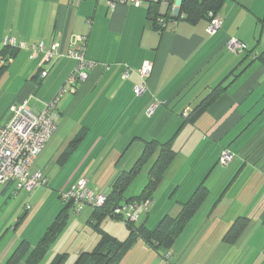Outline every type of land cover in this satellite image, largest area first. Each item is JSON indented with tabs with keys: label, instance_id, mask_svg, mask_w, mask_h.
I'll return each mask as SVG.
<instances>
[{
	"label": "crops",
	"instance_id": "crops-1",
	"mask_svg": "<svg viewBox=\"0 0 264 264\" xmlns=\"http://www.w3.org/2000/svg\"><path fill=\"white\" fill-rule=\"evenodd\" d=\"M146 11L145 6L110 8L102 0H0V52L10 38L28 47L58 48L57 55L39 52L35 58L29 50L16 49L0 73V127L11 106L26 101L33 113L41 112L67 87L75 67L67 53L76 37L86 38L85 59L95 64L75 92L58 99L57 129L30 167L46 184L31 192L0 186V264H27V255L64 206L58 202L61 193L79 178L94 193L107 195L146 142L171 139L175 157L136 225L153 229L163 217H176L201 184L206 197L169 254L159 257L140 239L133 246L151 257L150 264H264V0H226L217 15L221 27L212 36L205 20H178L154 30ZM230 39L239 41L241 49L230 52ZM145 61L152 63V72L145 92L136 96L137 71ZM43 70L47 76L42 79ZM218 85L223 88L218 98L193 123H184V115ZM179 142L182 149L176 147ZM223 151L233 154L226 169L218 166ZM155 155L134 176L123 199L144 189ZM137 181L143 185L131 194ZM48 199L54 202L53 221L33 231L31 241L21 226L28 211L35 210L31 219L37 218ZM3 208L11 209L6 216ZM84 212L76 221L87 215L89 222L93 210ZM240 218H246V226L234 243H226L225 235ZM73 220L37 264H51L60 254H65L62 264L75 262L96 246L98 235L88 225L92 235L72 242L73 254L67 245L57 248L60 236L78 226ZM100 227L119 241L129 234L124 223L109 218ZM22 241L28 244L26 251L10 262ZM221 248L214 262L210 254Z\"/></svg>",
	"mask_w": 264,
	"mask_h": 264
},
{
	"label": "trees",
	"instance_id": "trees-1",
	"mask_svg": "<svg viewBox=\"0 0 264 264\" xmlns=\"http://www.w3.org/2000/svg\"><path fill=\"white\" fill-rule=\"evenodd\" d=\"M225 1L226 0H180L178 17L170 18V16L166 15L165 18L167 21L172 23L178 20H182L190 24H195L201 20L208 22L212 16L218 15ZM145 7L147 9L146 19L149 26L154 30H162L163 27H161L158 23V5L149 4ZM15 54V48L4 46L0 52V58L3 59V64L0 65V73L6 69L8 60L13 58ZM222 91L223 88L221 85L214 87L192 110L189 116L187 114L184 115L186 118L184 123H193L218 98ZM77 141V139L73 140L69 146V151H72V147H74ZM171 143L172 139L163 144H160L155 140L146 142L143 147L142 154L137 159L133 167L129 171L123 172L118 176L112 185L110 193L104 195V205L94 208L91 217L89 218V225L98 235V243L91 251L81 252L77 256L74 264H117L138 239L148 245V247L151 248L159 257L164 254H168L177 236L189 222L197 208L206 197V188L202 184L196 188L189 201L181 206V210L176 217H163L153 229H149L144 225L137 226L136 223L139 219L135 223H129L124 221V219L115 218L113 216V209L124 204L143 203L151 199V196L161 183L165 171L175 157V152L172 149ZM153 155H155L156 159L150 168L148 182L144 189L134 198L123 199V193L130 185L134 176ZM63 203L64 206L56 216L53 223L47 229L46 233L36 247L27 255V264H37L45 256L52 243H54L57 236L74 215L73 203H65L64 201ZM108 218L122 222L127 227L129 234L124 241L115 239L101 229V223ZM246 224V218L236 220L228 233L225 235V242L229 244L234 243ZM27 247L28 244L25 241H22L12 254L10 262L15 263L19 260V258L26 251ZM64 259L65 254H60L54 258L51 264H62Z\"/></svg>",
	"mask_w": 264,
	"mask_h": 264
},
{
	"label": "built area",
	"instance_id": "built-area-1",
	"mask_svg": "<svg viewBox=\"0 0 264 264\" xmlns=\"http://www.w3.org/2000/svg\"><path fill=\"white\" fill-rule=\"evenodd\" d=\"M102 1L110 8H114L116 5H132L134 7L147 6L149 4L158 5V23L163 28L168 23H172L166 20V15L170 16V18H175L176 10L179 8L178 3L174 2V0ZM220 27V18L212 16L207 22L206 31L212 36ZM86 45V38L81 36L76 37L74 48L67 53V57L75 62V67L66 82L67 87L60 90L57 96L46 104L41 112L33 113L28 108L26 101L11 106L7 122L0 127V186L13 184L17 191L31 192L46 184L42 174L39 172L32 173L30 167L57 129L56 104L58 99L65 92H75L77 84L84 82L88 76V72L95 66V64L85 59ZM3 46L29 50L31 58H35L39 52L44 53L47 57L58 54V48L55 44L51 45L48 49H45L42 44L28 47L25 43L17 42L15 39L10 38L3 42ZM226 47L230 52H236L241 49V44L235 39H230L226 43ZM2 61L3 59L0 58V65L3 64ZM151 72L152 63L148 61L143 62L137 71L140 83L134 88L136 96H141L145 92L147 80ZM127 74L128 71L126 70L124 77ZM46 76L47 71L43 70L40 73V78L43 79ZM232 158L233 155L230 152L223 151L219 162L226 165ZM61 199L65 203H73V214L79 213L85 206L98 208L103 206L105 202L104 195H95L87 188L85 179L80 180L67 194H62ZM149 205V200L143 203L124 204L113 209V216L124 219V221L129 223H135L141 214L148 210ZM26 209L28 210V207Z\"/></svg>",
	"mask_w": 264,
	"mask_h": 264
},
{
	"label": "rangeland",
	"instance_id": "rangeland-1",
	"mask_svg": "<svg viewBox=\"0 0 264 264\" xmlns=\"http://www.w3.org/2000/svg\"><path fill=\"white\" fill-rule=\"evenodd\" d=\"M180 0H174V2H179ZM170 24V23H169ZM176 147H179L180 149H182V146L180 145V142L178 143V145L176 146ZM231 155H233V154H231ZM233 161V158H232V160L228 163V164H222V163H218V166H219V168H221V169H226L228 166H229V164L231 163ZM82 179H84V178H79L74 184H73V186L70 188V190L80 181V180H82ZM87 182V181H86ZM143 184L139 181H137L135 184H133V187L131 188V190H132V192H131V194H137L138 192L137 191H135V189L136 190H139V188L142 186ZM46 187V186H45ZM87 188L93 193V194H95V195H104V194H97V193H94L89 187H88V182H87ZM134 188V189H133ZM138 188V189H137ZM69 190V191H70ZM69 191H66V192H62L61 193V195L62 194H67ZM33 194H35V193H33ZM42 199H46V198H44V197H42ZM29 200V199H28ZM58 200V199H57ZM58 202H60V204H64L63 203V200L61 199V201L60 200H58ZM29 204H31L30 202H29ZM53 207H54V202H53V200H45V202H44V206H43V208H42V210H41V212H40V214L38 215V217L37 218H35V219H31V216L35 213V210H34V212L32 211V210H30V211H28V213H27V215L29 216L28 217V219L23 223V225L21 226L22 228H21V231H23V230H25L26 229V232L31 236V241H33L34 239H35V232H33V231H35V230H39V229H42L43 227H48V224L47 223H51L53 220H51L52 218H51V215H53ZM95 207H92V206H85L79 213H77V214H74L71 218H70V220L72 219H75V220H73L75 223H77L78 224V226H79V228H78V226L75 228L74 226H71V227H69V231H67L66 233H67V235L64 237L63 235L62 236H60V239H59V243H58V245H57V243H56V246H57V248L59 247V246H63V245H67L68 247H72V248H70V251H71V253L73 254V252H74V249H73V245H72V242H77V241H79L81 238H84V239H86L87 240V238L89 239V236H91L92 235V230H91V228L88 226L89 224L87 223V215L85 216H82V218H80L79 219V221H76V219H77V217L79 216V215H82V214H84L85 212L84 211H86V210H88V212H90L91 210H93ZM4 210L2 211V216H6V214L8 213V212H10V210H8V209H6V208H3ZM21 211H23V209L21 210ZM21 214H22V212H20ZM49 213H50V216H49ZM20 214V215H21ZM26 217V216H25ZM116 218V217H115ZM50 221V222H49ZM116 224V223H115ZM82 227H83V229H82ZM73 228H75V229H80V231L77 229V232L75 231V229H73ZM82 229V230H81ZM65 233V234H66ZM76 233H77V235H76ZM87 237V238H86ZM37 240V239H36ZM35 240V241H36ZM34 241V242H35ZM69 249V248H68ZM150 249V248H149ZM180 251H181V249H180ZM179 251V252H180ZM171 252H172V250H171ZM217 254H216V253ZM214 253H212V254H210V258H211V260H216V257L218 256V255H220V254H222V252H223V249L221 248V249H217L216 251H215ZM169 254V253H168ZM214 256V257H213ZM184 258H185V255L183 256ZM71 259V258H70ZM172 259H173V261H174V259H176V257L174 256V257H172ZM163 260H165V259H162V261ZM73 262H74V260L73 259H71V260H69V262H67V264H73ZM215 262V261H214ZM151 263V257L147 254V253H145V252H142V251H138V249L135 247V246H133V248L131 249V251L129 252V253H127V255L125 256V257H123L119 262H118V264H150Z\"/></svg>",
	"mask_w": 264,
	"mask_h": 264
},
{
	"label": "water",
	"instance_id": "water-1",
	"mask_svg": "<svg viewBox=\"0 0 264 264\" xmlns=\"http://www.w3.org/2000/svg\"><path fill=\"white\" fill-rule=\"evenodd\" d=\"M178 5H180V1L178 2ZM179 14V8L176 10V17L178 16Z\"/></svg>",
	"mask_w": 264,
	"mask_h": 264
}]
</instances>
